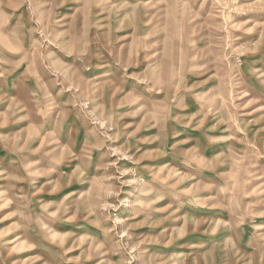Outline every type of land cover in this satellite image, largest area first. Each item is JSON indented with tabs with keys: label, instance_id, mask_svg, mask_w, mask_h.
I'll return each mask as SVG.
<instances>
[{
	"label": "rangeland",
	"instance_id": "1",
	"mask_svg": "<svg viewBox=\"0 0 264 264\" xmlns=\"http://www.w3.org/2000/svg\"><path fill=\"white\" fill-rule=\"evenodd\" d=\"M0 264H264V0H0Z\"/></svg>",
	"mask_w": 264,
	"mask_h": 264
}]
</instances>
